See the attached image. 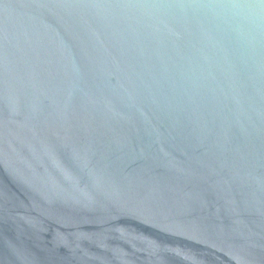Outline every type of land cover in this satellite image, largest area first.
I'll return each instance as SVG.
<instances>
[{
    "label": "water",
    "instance_id": "water-1",
    "mask_svg": "<svg viewBox=\"0 0 264 264\" xmlns=\"http://www.w3.org/2000/svg\"><path fill=\"white\" fill-rule=\"evenodd\" d=\"M0 264H264V0H0Z\"/></svg>",
    "mask_w": 264,
    "mask_h": 264
}]
</instances>
